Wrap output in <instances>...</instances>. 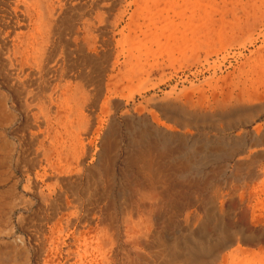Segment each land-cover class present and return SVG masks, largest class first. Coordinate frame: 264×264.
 I'll use <instances>...</instances> for the list:
<instances>
[{"label":"bare ground","instance_id":"bare-ground-1","mask_svg":"<svg viewBox=\"0 0 264 264\" xmlns=\"http://www.w3.org/2000/svg\"><path fill=\"white\" fill-rule=\"evenodd\" d=\"M82 2L84 3L81 5V9L88 7L90 9L82 15L81 23L72 28L67 38H60L58 27L63 14L72 11L78 3ZM104 2L105 0H0V77L13 93V109L18 110L19 114L24 117L25 128L29 130L31 143L39 145V148L35 150L37 162L34 167H40L43 173L42 175L37 173L36 179L49 177L53 180V183L47 187L49 197L43 195L46 190L40 195L43 203H46V207L53 211L54 218H57L56 226L59 227L56 232L57 237H54L61 242V247H58L56 253L53 254L55 255L54 264H61V259L64 257L67 242L65 239L61 241L64 234V222L68 228L74 223L76 229L80 227L87 230L79 233L80 236L93 234L87 242L84 258L74 264H135L137 260L146 261L145 250L152 247L155 248L159 259L157 263L151 262V264H264V255H261L264 253V249L258 248L260 253H254L256 256L249 258L250 252L243 248L239 240L237 248L227 253V250L234 246L237 235L242 236L240 240L243 244L249 241L263 242L264 237L263 234L245 231L240 224L227 227L228 219L232 220L234 214L229 213L225 217L222 206L224 201L218 202L217 197L210 199L205 204L209 220L202 223L201 231L197 234L193 230L189 231L187 235L191 241L189 245L179 250L174 238H171L169 234L165 237L161 231L166 223V212L172 213V218L174 215L177 218L182 210L190 209L198 202L197 197H185L181 193V188L186 185L192 186L191 181L209 180L210 176L206 169L215 164L218 165V171H213L212 176L221 174V164L224 165V168H232L235 165L237 169L246 171V175L239 173L234 175L236 179L245 181L240 203L249 199V206H246L251 210L250 219L253 224H261V221L264 220V217H259L263 213L257 215L256 208L259 204L254 205L258 202L264 204V121L257 126L256 133L246 132L244 136L232 134V131L238 126L252 123L255 118L259 117V113L264 111V103H262L264 98V52L252 51L248 53L249 56L244 55V50L239 53L234 52L235 54L232 55L235 58H246V61L236 64V67L230 66L233 68L232 72H228L231 80L227 77L229 84L225 87L221 86L223 82L220 84L222 79L219 75L221 73L213 74L214 79L211 78V80L215 81L212 82L214 85L213 97H211L212 114H192L178 102L159 107L156 105L162 111L164 118L169 115L180 123L177 124L180 128H177L178 130L172 124L171 127L167 125L168 122L161 121V118H157L155 114V119L160 124L158 127L151 125L147 118L134 120L127 110L123 113V117L128 141L123 146L120 143V126L123 124L117 114L121 106L127 107L130 101H134V96H132L134 93L127 94L130 88L125 84V77L126 73L135 65L133 61L140 58L136 56L135 52L141 51L139 55L142 56V51L147 50L148 53L150 50L148 45L170 42L168 39L162 38L164 33L168 32L174 39H177L185 31L192 29L195 23L192 20H171L160 16L161 18L151 22L152 27L143 33L141 41H134L132 40V27L142 19L134 13L129 16L131 23L128 24V27L124 25L125 28L119 33L121 38L115 42L108 37V34L111 32V28L119 26L124 21V16L121 17L120 13L111 22L109 16L115 10L116 5L105 6ZM139 2L140 0H134L136 4ZM125 12L130 15L127 9L122 13L125 14ZM209 35L211 37V34ZM256 35L260 34L256 33ZM251 36L253 35L251 34ZM114 42L116 48H120L121 51L117 53L119 54L117 61L108 65L106 56L111 57L112 49L115 47ZM163 46L161 47L163 48ZM260 46L261 44L259 48ZM62 47L65 50L60 52ZM161 52L164 51L161 50ZM122 55L123 63L120 62ZM85 62L91 65V69L88 71L82 68ZM132 77L134 76L132 75ZM130 84L132 85V83ZM136 87L138 88V86ZM140 88H143V85ZM195 92L197 91L195 90ZM187 94L188 96L185 95L184 90L177 92L176 89H172L165 94L161 101H180L183 96L189 98L192 93ZM201 95L200 100L202 101L204 95ZM103 96L105 98L102 101ZM147 96H140L143 101L140 103L139 110H137L139 107L134 108L135 112L140 110L146 112L150 103L157 104L155 97ZM126 98L127 101H125ZM155 119L153 118L154 121ZM259 122L261 121L259 120ZM222 123L224 126H221ZM202 125L211 127L217 136L213 139L206 136L193 138L191 134L194 130L190 131L188 127L201 130L203 129ZM247 135H250L249 139ZM101 137V145L95 144V141H98L96 139ZM120 160L125 169L119 172L118 163ZM118 174L121 176L119 200L112 199L110 203L104 204L100 207L99 216L93 217L94 209H89L86 201L81 197L84 186H94L93 191L96 193L100 187L104 192L103 196H105L106 190L111 191L114 188ZM246 182L248 183L246 184ZM30 193L32 192L30 191ZM218 193L220 194V192ZM38 199L40 198L38 197ZM16 201L18 200L16 199ZM92 202H95L96 205L98 200H92ZM90 206L93 208L94 204L91 203ZM80 216H82V220L77 221ZM168 223L174 225L173 220ZM100 224L103 225V228H100ZM209 227L213 228L214 234L208 230ZM75 230L70 231L71 233L68 232L67 237L76 243L81 239L76 238ZM113 230L116 232H112ZM115 233H122L130 248V252L125 254L126 258L123 261L114 255L111 234ZM195 237L204 239L206 243H197L194 241ZM167 238H171V240ZM0 253L2 252L0 251ZM72 254L73 252H68L67 256L70 257ZM163 256L167 259H164ZM3 257L7 258L6 255ZM219 258H221L220 262H218ZM3 259H1V263L6 260V264H8L9 260Z\"/></svg>","mask_w":264,"mask_h":264},{"label":"rangeland","instance_id":"rangeland-1","mask_svg":"<svg viewBox=\"0 0 264 264\" xmlns=\"http://www.w3.org/2000/svg\"><path fill=\"white\" fill-rule=\"evenodd\" d=\"M84 2H87V1H84ZM84 2L78 3L77 6L72 9V11H69L68 13L63 14L61 21L59 23V27H58V29H59L58 32L60 34V38L61 37H62V39L67 38L68 35H70V33H71L70 31L72 30V28L78 26L81 23L82 15L90 9V7L81 9V5ZM112 4H115L116 8H115V10H113L111 12V15L109 16L110 21L113 22L114 19L116 17H118L117 15L120 13H121V17L124 16V18H123L124 21L119 26H117V27L114 26L113 28H111V32L108 34V37L110 39L114 40L115 42L118 41L119 38H121V35L119 34L120 31L123 28L128 27V24L131 23V21L129 20V18H130L129 16H131L134 13H136V16H140L142 18L141 21H139L134 27H132V30H133L132 40H134V41H141V39H143L142 38L143 33L152 27L151 22L155 21L161 17L164 19H171V20H181V19H185L186 21L192 20L195 23L194 27L192 29H190L189 31H185V33L182 34L181 37H177V39H174L172 34H170L168 32L164 33L162 35V38L168 39L170 42H168L166 44L154 43L153 45H148V48L150 47V50L148 51V53H147V50L142 51V56L139 55V54H141V51L135 52L136 56L140 57L137 59L140 62L138 63L137 60H134L133 62L135 65L133 66V68L129 72L126 73V75L128 77L125 75L126 76L125 77V84L128 85L130 88V89H128L129 91L127 92V94L132 95L134 93L132 95V96H134V101H130L129 102L130 104L127 107L121 106L119 108L120 111L118 110L119 113L117 114L119 116L118 117L119 120L123 124L122 126H120V133H121L120 143L123 146L126 145L127 141H128L126 138V130H125L126 126H125V121H124V117H123V113H125L127 110H129V112H130V114L134 120H138L139 118H147L149 120V122L151 123V125H153L154 127H158L160 124L155 119V116H154V114H155L157 118H159V119L161 118L160 119L161 121H164L165 123L168 122L167 125H169L171 127L173 125L174 128L180 129L179 126L177 125L180 123L177 120L175 121L169 115H167V118L163 117L162 111H160V109L158 108L159 106L167 105V104H173V103L178 102L181 105L185 106L186 111H189L192 114L193 113H195L197 115L198 114H205V113L212 114L213 108L211 105L212 104L211 103L212 102L211 97H213V92H214V85L212 84V82L214 83V81H215V80H211V78L214 79L213 74L215 72H218V75L221 73L219 75V77H221V79H222L220 84L223 82V85L221 84V86L225 87L227 84H229V80H231V78H229V77H231L229 75V73L233 71V68L230 66L234 65V67H236L238 64H242L243 62L246 61V58H239V59H237V57L235 58V56L232 55L234 52L239 53V52H243V50H244L245 56H249L248 53L252 52V51L253 52L254 51H259V52L263 51L264 52V37H263L264 36L263 35L264 34V0H140V2L138 4L134 3V0H126V1L125 0H105V2H104L105 6L112 5ZM135 5L137 8L135 7ZM88 6H89V4H88ZM132 6H133V8H132ZM123 9L124 10L127 9L128 12L130 13V15L128 13H126L127 11L125 12V14H123L122 13L124 11ZM130 9H131V11H130ZM133 9H134V11H133ZM209 24L211 25V27ZM124 25H125V27H124ZM247 31H248V33H247ZM218 32H219V34H218ZM228 33L230 34V36H228L229 35ZM256 33L260 34V35H256ZM209 34H211V37ZM215 34H216V36H215ZM251 34L253 36H251ZM261 34H262V37H261ZM233 35H235V36L233 37ZM240 35L243 36V38L241 36L242 39L240 38ZM218 36H220V37H218ZM189 38H191L194 41H192L191 39L189 40ZM207 38H208V40H207ZM195 39H197L198 41ZM115 42L113 43V44H115L114 45L115 47H113V49H112L111 57L106 56V60L108 62V65H112L114 62L117 61V58L119 55L117 53H119L121 51L120 48H116L117 46H116ZM236 42H239V43H236ZM243 43H245L246 45H244ZM195 44L198 47V49H195V48H197L195 46ZM260 44L262 47L260 46V48H259ZM162 45H164L163 48L161 47ZM190 45H191V47H190ZM166 46H168L169 49L166 48ZM241 46H243V47H241ZM175 47H177V48H175ZM62 50H65L64 47L61 48L60 52ZM161 50L164 51L165 54H164V52H161ZM179 50H181L182 52ZM194 50H196V51H194ZM249 50H251V51H249ZM155 51H156V53H155ZM214 51H216V52H214ZM106 52L108 53L109 51L107 50ZM175 53H177V54H175ZM226 53H228V54H226ZM143 56L144 57L146 56V57L144 58ZM147 56H148V58H147ZM168 57H169V61H168ZM177 58H178V60H177ZM156 59H157V62L159 61L158 63L156 62ZM175 60H176V62H175ZM148 61H150V62H148ZM238 61H240V62H238ZM120 62H122V63L124 62L123 55L120 57ZM169 62H170V64H169ZM159 64H160V66H159ZM82 68H84L88 71L91 69V65H90V63L85 62L84 66ZM122 69H124V67H122ZM217 69H219V70L217 71ZM139 72H142L143 74L139 73ZM137 73H138V75H137ZM132 75L134 77L137 75L138 77L136 76L134 78V77H132ZM210 75H211V77H210ZM225 76H226V78H225ZM227 77L229 79L228 81H227ZM139 78H140V80H139ZM148 80H150V81H148ZM127 81H128V83H126ZM129 81H131V82H129ZM135 81H136V83H135ZM150 82H152L154 84H152ZM192 82L195 84H193ZM130 83H132V85ZM133 83H134V85H133ZM135 85L138 86V88ZM142 85H143L144 89L140 88V87H142ZM133 86H135V87H133ZM150 86H153V87H150ZM193 86H194V88H192ZM196 86H197V88H196ZM7 87L8 86L6 85L4 80L0 77V249H1L0 251L2 252V253H0V257H1L0 258V264H3V263L6 264V260H4V259L9 260V262L7 261L8 264H43V263L44 264H46V263L51 264V262H52V264H54L53 261H54L55 255H53V254L56 253L58 247L59 248L61 247V244H60L61 242L56 240V238L54 237V236L57 237L56 232L58 231L59 227L56 226L57 218H54L53 211L49 210V208L46 207V205H45L46 203H43L42 197H41L43 191H45V190L46 191L43 195L47 196V198L49 197V192H48L49 190L47 187H48V185L53 183V180H51L49 177H47L45 179L39 177L36 179L37 173H40L41 175L43 173V171L41 170L40 167H34L35 163L37 162V156H36L35 150L39 148V145L38 144L35 145V144L31 143L30 135L28 132L29 130H27V128H25L26 127V121H25L24 117L19 114L18 110L16 111L13 109V106H14L13 93L10 90V88L9 87L7 88ZM172 89H176L177 92H181L184 90L185 95H187V96H188L187 93L191 92L192 94L189 98L187 96H183V98L180 101L173 100L170 102H162L161 100L164 99L165 94L170 92ZM133 90H135V91H133ZM195 90L197 92H195ZM200 93L202 95H204V99L202 101L200 100V95H201ZM210 94H211V96H210ZM104 95H105V93H104ZM138 95H139V97H138ZM143 95L147 96L149 98L152 95L151 97H155L157 104H153V102H152L148 105V108H147L148 110L146 112H143L140 110V111H137L138 112L137 113V112H135L136 110L134 108L139 107L138 109L137 108L136 109L137 110L140 109V103L143 101V100H141L142 97H140V96H143ZM104 98H105V96H103L102 101ZM186 98H188L189 101H188V99H187V101H185ZM195 98H197V99H195ZM198 98H199V101H198ZM8 100H10V101H8ZM195 100H197V101H195ZM125 101H127V98ZM204 101H206L207 103ZM185 102H187V103L185 104ZM208 102H209V105H207ZM262 103H264V98L262 100ZM199 104H202V105L200 106ZM156 105H158V107ZM263 114H264V111L259 113V117L255 118V120H253V122H252L253 124L249 123L247 125L238 126L236 129H234L232 131V134L235 136H238V135L244 136L246 132L256 133L255 129L257 128V126L259 124H262L264 121V115ZM152 115H153V117H152ZM162 117H163V119H162ZM153 118L155 119V121L153 120ZM259 120L261 122H259ZM202 126H203V129H201V130L200 129L195 130L190 126L188 127V130L189 129H190V131L194 130L193 134H191L193 138H196L199 136H206L207 138L213 139L217 136L216 132H214L211 129V127L209 128V126H207V125H202ZM221 126H224V124L222 123ZM20 129H22V130H20ZM24 136H26V137L24 138ZM96 137H97V135L95 136V138ZM247 137L249 139L250 135H247ZM99 139H96L98 141H95V144L97 143V145H101L102 137ZM28 142H30V143H28ZM28 148H30L31 150ZM26 149H27V151H26ZM223 166L224 165L221 164V168H220L221 174L220 175L218 174L217 176H212L213 175L212 172L217 170V167H218L217 164L212 165L208 169H206V172L210 176V179L206 180L207 182L206 181H195V182L191 181L192 186L186 185L185 187L181 188V193L184 194L185 197H187V196L197 197L198 202L192 208L182 210L178 214L180 216H177V218L175 217V215H174V218H172L173 215H172V213L170 214V212L165 213L166 223L164 224V226L161 230L162 235H164L166 237V235L169 234L171 236V238H174L177 245L179 246L178 247L179 250L182 249L184 246L189 245L191 243L190 239L187 237V235L189 234V231L193 230L194 233H196V234L199 233L201 231L202 223L204 221L209 220V218L207 217V214H206L205 204L210 199L215 198V197L218 198V202L220 200L224 201L222 206H223V215L225 217L229 213L234 214V218L232 220L228 219V221L226 223L227 227H234L235 225L240 224L245 229V231L250 232V233L256 232L257 234H263V237H264V220L261 221V224H258V225L253 224L251 219H250L251 218V210L247 207V206H249L248 205L249 199L247 198L244 200L243 203H240L241 195L243 194L242 192L244 190V188H242V187L245 184V181L243 182L242 180L236 179L234 175L236 173H239L241 175H246V171L237 169L235 165H233L232 168H224ZM118 169H119V172L122 171V169H125L123 164L121 163V160L118 163ZM116 179H117L116 184L113 188L115 190H113V189L111 191L106 190L105 196H103L104 192L101 191L100 187L98 189V193H96L93 191L94 186H92V185H90L88 187H86V185L84 186L83 195H81V197L86 201L87 207L89 209H94L93 217L99 216L100 207L103 206L104 204L110 203V201H112V199L119 200L118 192L120 189V181H119L121 179L120 174L117 175ZM7 180H9V181H7ZM117 183H118V185H117ZM247 183L248 182H246V184ZM187 184H188V182H187ZM193 184H194V186H193ZM1 188H3V189H1ZM40 188H41V190H40ZM29 190L32 193H30ZM218 192H220V194ZM11 194H13V195H11ZM96 194L97 195L99 194L98 195L99 197ZM7 196H9L10 198ZM252 196H254V195H252ZM38 197L40 199H38ZM88 198L90 200H87ZM16 199L18 201H16ZM92 200L93 201L98 200V202H96V205H95V202H92ZM88 203H89V205H88ZM91 203L94 204L93 208L90 206ZM261 203L258 202L257 204L255 203L254 205L257 206L259 204L257 206L258 208H256L257 209V215L259 216L260 214L263 213L262 216H259L262 218V217H264V204L263 203L261 204ZM219 205H220V203H219ZM233 205H234V207H233ZM22 208H23V210H22ZM24 208H26V209H24ZM15 209H17V210H15ZM11 211H13L14 213ZM44 212H46V213H44ZM38 215H40V216H38ZM80 220H82V216H80L77 219V221H80ZM170 220L174 221V225H171L168 223ZM13 221H15V222H13ZM239 221H240V223H239ZM26 222H27V224H26ZM50 225H51V228H50ZM253 225H255V226H253ZM100 228H103V225L100 224ZM19 229H21V230H19ZM63 229H64L63 230L64 234L62 235L61 241H64V239H65L67 242H66V247H65V251H64V257L61 259V264H74L76 262H80L84 258L83 256H84V252L87 248V242L89 241L90 237L93 236V234H87L88 236L86 234H83L80 236L79 233L84 232V231L86 232L87 230H84L80 227H78L76 229L74 223L71 224V227L68 228L66 226V222H64L63 223ZM72 230L76 231V238L79 237V239H81L80 242L75 243L73 241V239H69V237H67V235L69 233H71ZM208 230L210 232H212L213 234L215 233L212 227H209ZM25 231H27V232H25ZM112 232H116V231L113 230ZM111 235H112L111 238H113V245H114L113 247H114V251H115L114 255L118 256L120 261L121 260L123 261V259L126 258L125 254L130 252V250H129L130 248L127 246L126 238L122 233L121 234L115 233V234H111ZM171 238H167V239L171 240ZM118 239H119V241H118ZM235 239L236 240H235L234 246H232V248L230 250H227V253H229L231 250H233V249L235 250L237 248V246H238L237 241L238 240L243 245V248L250 252L248 254V255H250L249 258L256 256L255 254H257V253H260V251H258L259 249L260 250L264 249V243H263L264 240H263V242L249 241V242H246L245 244H243L240 240V239H242V236L237 235ZM55 241H56V243H55ZM194 241H196L197 243H206V241L204 239H199L196 237H195ZM249 243H251V244H249ZM72 245H75V246H72ZM68 252H73V254L70 257H68L67 256ZM9 253H10V255H8ZM145 253H146V257H147L146 261L137 260L135 262V264H151V262H154V263L158 262L157 260L159 259V257L156 255L155 248L152 247L151 249H146ZM4 255H6L7 258L3 257ZM261 255H264V253ZM163 258L167 259V257H165V256H163ZM1 259H3L4 262L2 261V263H1ZM220 261H221V258H219L218 262H220Z\"/></svg>","mask_w":264,"mask_h":264}]
</instances>
